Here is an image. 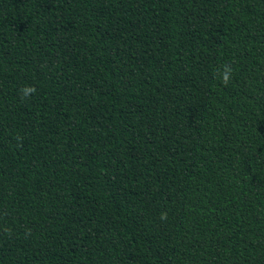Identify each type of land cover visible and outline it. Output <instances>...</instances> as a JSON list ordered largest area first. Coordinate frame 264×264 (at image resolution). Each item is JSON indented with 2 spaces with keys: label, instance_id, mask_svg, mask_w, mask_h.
Listing matches in <instances>:
<instances>
[{
  "label": "trees",
  "instance_id": "1",
  "mask_svg": "<svg viewBox=\"0 0 264 264\" xmlns=\"http://www.w3.org/2000/svg\"><path fill=\"white\" fill-rule=\"evenodd\" d=\"M0 264H264V0H0Z\"/></svg>",
  "mask_w": 264,
  "mask_h": 264
},
{
  "label": "clouds",
  "instance_id": "2",
  "mask_svg": "<svg viewBox=\"0 0 264 264\" xmlns=\"http://www.w3.org/2000/svg\"><path fill=\"white\" fill-rule=\"evenodd\" d=\"M222 79L227 82L230 79V70H225L223 75H222ZM24 91V95L27 96L29 95L33 90L30 88H26L23 90Z\"/></svg>",
  "mask_w": 264,
  "mask_h": 264
}]
</instances>
